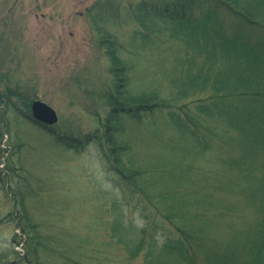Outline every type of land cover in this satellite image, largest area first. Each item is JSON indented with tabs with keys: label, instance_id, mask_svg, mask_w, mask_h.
<instances>
[{
	"label": "trees",
	"instance_id": "obj_1",
	"mask_svg": "<svg viewBox=\"0 0 264 264\" xmlns=\"http://www.w3.org/2000/svg\"><path fill=\"white\" fill-rule=\"evenodd\" d=\"M149 2L135 9L145 48L154 49V42L148 43L158 37L156 27L163 33L173 23L172 38L187 49L173 64L168 65L169 56L159 60V78L152 80L158 83L147 81L149 71L143 74L146 87L137 90L132 71L139 59L130 64L117 35H100L112 74L110 108L88 140L103 149L110 180L125 192L123 203L111 205L108 243L144 264H264V0ZM199 6L202 17L196 19L190 13ZM205 52L209 59L199 60ZM207 88L206 98H196ZM149 114H162L183 144L173 145L172 153L145 155L148 163L118 138L123 117L134 122ZM215 150L222 166L200 175L194 159ZM223 192L237 194L243 205L221 199ZM222 222L229 235L225 240L217 233ZM26 223L27 252L19 256L11 248L0 253V263L14 253L18 258L9 264H99L91 241L53 240L30 217Z\"/></svg>",
	"mask_w": 264,
	"mask_h": 264
},
{
	"label": "rangeland",
	"instance_id": "obj_2",
	"mask_svg": "<svg viewBox=\"0 0 264 264\" xmlns=\"http://www.w3.org/2000/svg\"><path fill=\"white\" fill-rule=\"evenodd\" d=\"M148 1L155 3L0 0L1 254L14 248L19 256L25 255L27 242L22 228H29L26 222L30 217L52 239L91 241L99 264H144L140 257L128 260L121 246L108 243L109 211L115 202L123 203L125 192L112 183L103 149L88 137L100 127L110 108L106 102L112 79L110 61L99 45L103 32L118 36L130 64L139 59L132 71L137 90L146 87L143 74L149 71L147 81L158 83L152 80L160 72L159 60L169 56L170 65L179 52L186 54V45L172 38L173 23L167 24L163 33L156 27L158 37L148 43L154 42V49L145 48L137 35L143 33L144 26L135 14L139 5ZM201 10L196 7L190 15L200 19ZM199 55L201 61L209 59L206 52ZM210 93L207 88L196 98H206ZM35 101L52 107L58 122L48 125L36 121L32 115ZM163 116L149 114L134 122L123 117L120 123L124 133L118 139L128 141L141 158L144 156L142 162L149 161L145 155L172 153L173 145L183 144L181 135ZM235 152H241L240 148ZM216 153L219 151L200 153L195 159L189 155L188 160L194 159L197 172L203 175L222 166ZM175 158L181 159L178 154ZM220 179L228 182L223 176ZM183 188L188 191L190 186ZM223 193L221 199L243 205L237 194ZM129 213L138 216L135 209ZM226 226L222 222L217 230L220 240L229 237ZM17 258L14 253L7 254L0 264L13 263Z\"/></svg>",
	"mask_w": 264,
	"mask_h": 264
},
{
	"label": "water",
	"instance_id": "obj_3",
	"mask_svg": "<svg viewBox=\"0 0 264 264\" xmlns=\"http://www.w3.org/2000/svg\"><path fill=\"white\" fill-rule=\"evenodd\" d=\"M32 112L36 121L43 122L48 125H54L59 120L57 112L42 101H35L33 103Z\"/></svg>",
	"mask_w": 264,
	"mask_h": 264
}]
</instances>
